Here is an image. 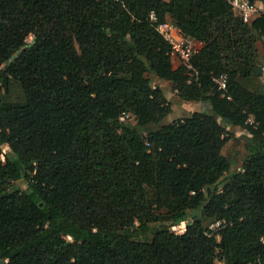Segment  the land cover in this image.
Here are the masks:
<instances>
[{"label": "trees", "instance_id": "1", "mask_svg": "<svg viewBox=\"0 0 264 264\" xmlns=\"http://www.w3.org/2000/svg\"><path fill=\"white\" fill-rule=\"evenodd\" d=\"M152 10L202 42L197 80L173 65ZM258 40L264 13L244 23L224 0H0V264H264ZM147 72L212 113L142 132L172 111ZM255 77L263 88L243 82ZM10 81L22 97L6 103ZM227 126L247 133L236 170Z\"/></svg>", "mask_w": 264, "mask_h": 264}, {"label": "built area", "instance_id": "2", "mask_svg": "<svg viewBox=\"0 0 264 264\" xmlns=\"http://www.w3.org/2000/svg\"><path fill=\"white\" fill-rule=\"evenodd\" d=\"M168 1V0H165ZM230 6L231 9L239 15L244 23H249L254 17L264 13V0H224ZM148 20L155 27V30L161 35V37L167 41L171 47L172 54L179 60V63L187 70L189 80H197L199 76V70L192 63V57L198 50L188 38L182 33L180 28L171 20H163L158 22L155 12L152 10L148 14ZM227 74L220 73L212 76V81L216 84L217 89L222 91V95L227 88ZM250 121L252 119L250 118ZM6 145V144H5ZM4 150L2 149L1 159H4ZM190 222V218H185L177 224L172 225L170 228L176 233H182L185 230L186 225ZM225 220H215L208 224L207 234L211 235L217 232L223 225ZM219 237V234H216ZM257 264H261L258 262Z\"/></svg>", "mask_w": 264, "mask_h": 264}, {"label": "rangeland", "instance_id": "3", "mask_svg": "<svg viewBox=\"0 0 264 264\" xmlns=\"http://www.w3.org/2000/svg\"><path fill=\"white\" fill-rule=\"evenodd\" d=\"M30 40H31V36L28 37V41ZM255 46H256L255 62L261 65L264 59V41L258 40L255 43ZM173 59H174L173 65H177L178 60L176 59L175 56ZM146 75L148 76V78L150 79L153 85H159L162 88L167 100L171 104H174L175 107H177V105L180 104L181 108L177 107L175 111L167 114L162 119L160 124H150L147 127L141 128L140 130L142 132H146L148 130L158 128L162 123L171 122L174 119V117L183 116L184 114H186V108H185L186 106L183 104L185 103L184 100L181 99L177 95L176 91L172 88V85L169 81H165V80L158 78L152 72H147ZM243 82L246 84L248 88H255V89L263 88V85H262L263 80L261 79V77H255L252 79H243ZM2 93H3V102H6V103L15 102L17 100H20L22 97V91L20 87L14 81H10L7 88L2 89ZM187 105H193V104L189 103ZM125 121L127 124L131 126L135 125V120L133 116L131 115H129ZM228 133H229V139L223 147V153L231 161L230 169L236 170L237 167L240 166L243 156L245 154V149H244L243 144H244V141L246 140L247 133L243 128H240L238 126H231L230 129L228 130ZM2 149L4 150V153H7L10 151L9 147L5 144L2 145ZM15 184L22 189L26 188V182L22 178L16 180ZM137 236L140 238L143 237V235L141 234ZM216 264H224V263L221 260H217Z\"/></svg>", "mask_w": 264, "mask_h": 264}, {"label": "crops", "instance_id": "4", "mask_svg": "<svg viewBox=\"0 0 264 264\" xmlns=\"http://www.w3.org/2000/svg\"><path fill=\"white\" fill-rule=\"evenodd\" d=\"M167 20H171V16L167 15ZM188 40L190 41V43H192L195 47H197L198 49L202 46V42L193 39L191 37H187ZM185 103H183L186 107V114H184L183 116H176L174 118H182V117H187L190 116V114L193 111H205L206 113H212V110H210V105L208 102L206 101H189V100H184ZM187 102V103H186ZM193 104V105H187V104ZM177 107L181 108V105L178 104ZM175 107L174 104H172V111H175V109L177 108ZM217 120L220 122V118L217 117ZM231 126H227V129H230ZM222 153H223V148H222ZM224 154V153H223ZM240 167V166H239ZM237 167V169L239 168ZM231 170V169H230Z\"/></svg>", "mask_w": 264, "mask_h": 264}, {"label": "water", "instance_id": "5", "mask_svg": "<svg viewBox=\"0 0 264 264\" xmlns=\"http://www.w3.org/2000/svg\"><path fill=\"white\" fill-rule=\"evenodd\" d=\"M20 50H18V51H16L13 55H11L10 56V59L7 61V63H9L11 60H13V59H15V57L17 56V55H19L20 54ZM263 66H264V59H263ZM261 69H262V65H259L258 66V73H260L261 72ZM196 214H197V211H196V209H193L192 211H191V217H195L196 216ZM200 218L199 217H197V220H199Z\"/></svg>", "mask_w": 264, "mask_h": 264}]
</instances>
